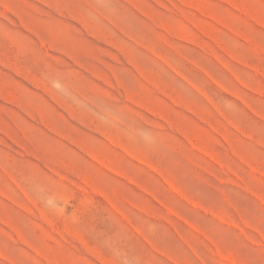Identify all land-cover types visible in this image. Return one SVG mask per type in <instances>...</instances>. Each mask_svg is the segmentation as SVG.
Segmentation results:
<instances>
[{
    "label": "rangeland",
    "instance_id": "rangeland-1",
    "mask_svg": "<svg viewBox=\"0 0 264 264\" xmlns=\"http://www.w3.org/2000/svg\"><path fill=\"white\" fill-rule=\"evenodd\" d=\"M0 264H264V0H0Z\"/></svg>",
    "mask_w": 264,
    "mask_h": 264
}]
</instances>
